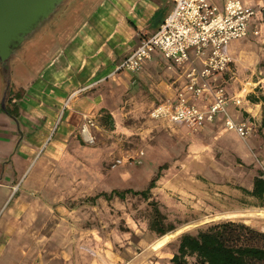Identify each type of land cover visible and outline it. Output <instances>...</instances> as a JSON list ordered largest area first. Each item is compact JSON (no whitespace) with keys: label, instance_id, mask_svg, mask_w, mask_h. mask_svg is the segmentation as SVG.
<instances>
[{"label":"rangeland","instance_id":"rangeland-1","mask_svg":"<svg viewBox=\"0 0 264 264\" xmlns=\"http://www.w3.org/2000/svg\"><path fill=\"white\" fill-rule=\"evenodd\" d=\"M132 4L133 0H73L70 3L67 19L72 15L82 16L84 24L73 37L78 39L74 48L77 56L62 57L61 54L59 62L66 68L71 64L75 75L78 68L85 64H90L93 70L87 78L83 75L77 79L66 78L63 71L64 81L59 80L51 86L56 90L63 87L65 94L59 91L54 95L49 93V98L59 94L65 97L81 88L74 96H80L79 100L71 102L70 107L74 112L80 110V114L93 117L95 126L91 127V132L94 142L89 144L79 135L83 122V115H80L78 136L82 144L93 149H82L80 155H75L78 159L88 157L98 162V167L82 166L78 170L81 169L83 176L84 172L91 171L96 176L99 189L118 187L141 190L146 188L150 179L158 176L148 201L140 196L127 195L123 204L117 207L100 208L102 213L92 220L96 225L93 231L107 244L102 245L98 241L92 248L81 247V251L94 264H105V260H111L113 255L121 256L130 264H170L169 259L183 233L195 235L210 224L226 220L241 222L264 232V205L259 206L258 201L237 188H250L258 172L264 177V107L256 108L251 104L264 100V32L259 29L257 35L249 33L228 44L235 71L234 78L227 82L229 93H238L242 100L247 92H253L249 94L258 97V103L252 99H249V104L242 102L241 109H232L231 115L235 119L241 115L250 116L255 126L254 132L242 139L234 132H221L220 128L215 127L216 133L208 139L202 136V128L188 129L184 125L149 117L152 106L166 97H163L166 85L178 78L175 70L168 69L166 62L160 58L147 62L150 65L145 70V79L138 75L146 63L136 73L115 71L120 77L109 76L84 88L85 84L95 82L105 74V70H99V67L107 64L104 62L113 64L114 61L118 66L125 57L123 50L127 49V45L118 47L124 39L121 33L125 32L119 21L124 13L129 14ZM63 9L44 26L42 32H35L34 37L26 41L23 48L10 59V83L14 78L25 79V70L32 68L27 62L35 59L32 64L36 67L41 65L40 56L44 47L54 45V50L49 54L51 59L59 54L58 31H65L71 23L70 20L67 25L65 17L60 19ZM262 20L264 22V14ZM102 41H105L108 50L105 52L101 49L99 54H95ZM40 72L38 70L32 78L35 79ZM32 78L28 82H32ZM18 92L12 86L9 96L13 98ZM94 95L97 97L92 98ZM80 100L92 102L95 108L89 113L82 111L84 105L77 104ZM69 153L71 156H67L72 162L74 153ZM73 165H67V169L73 171ZM70 180L72 183L67 188L64 186L66 190L75 184L76 177L71 175ZM151 200L166 216L165 222L173 224L174 231L180 230L178 235L161 246H156L159 237L148 227L152 217L148 203ZM136 256L138 260L134 259Z\"/></svg>","mask_w":264,"mask_h":264},{"label":"crops","instance_id":"crops-1","mask_svg":"<svg viewBox=\"0 0 264 264\" xmlns=\"http://www.w3.org/2000/svg\"><path fill=\"white\" fill-rule=\"evenodd\" d=\"M72 1L64 7L60 19H67ZM212 1L222 7L225 0ZM240 1L253 10L254 18L249 23L250 35L254 29L264 32V0ZM172 6V0H133L129 14L124 13L119 21L125 32L121 33L124 39L118 47L127 45V49L123 50L126 53L124 56L137 46L143 34H150L158 28ZM70 20L71 23L65 31H58L59 54L51 59L49 54L54 50V45L44 47L40 56L41 65L36 67L32 64L35 59L27 62L32 68L25 70V79L12 80L11 87L21 93L20 98L11 99V103L18 108L16 117L13 119L0 110V264H94L92 259L81 251V247L92 248L98 241H101L102 245L107 244V241L93 231L96 225L92 220L102 213L100 208L123 204V201L117 198L110 201L103 197L95 198L99 192L123 188L99 189L96 176H93L91 171L84 172L83 176L81 169L78 170L82 166H99L97 161L93 162L88 157L84 160L78 159L75 155H80L82 149H93L82 144L78 136L79 116L85 114H80V110L74 112L70 107L71 102L79 100L80 96H74L81 88L64 95L65 97L59 94L49 98V93L54 95L56 91L65 94L63 87L56 90L51 86L59 80L64 81L63 71L66 78L77 79L83 75L87 78L88 73L93 70L90 64H85L78 68L75 75L71 64L66 68L59 62L61 54L62 57L77 56L74 48L78 39L73 37L84 21L82 16L72 15L67 19V25ZM104 43L105 41H102L99 44L95 54H99L101 49L105 52L108 50ZM109 55L111 56V53ZM156 58L165 62L159 54H154L148 61ZM148 61L144 63L147 66L140 71L142 73L138 75L139 78H146L145 70L150 65L147 64ZM104 63L107 64L99 67V70H105V74L95 82L85 84L84 88L106 80L109 76L120 77L114 73L117 67L114 61L113 64ZM96 69L98 70V66ZM38 70L41 71L39 77L32 78ZM175 72L178 78L166 85L163 97L173 94L181 83L179 73L176 70ZM31 78L34 80L28 82ZM2 91L3 79L0 76V104ZM46 94L51 100L46 98ZM94 97L97 96L92 98ZM56 103L61 105L57 106ZM253 103L252 106L256 108L264 107L262 101ZM77 104L84 105L82 111L86 113L95 108L92 102L86 100H80ZM232 109L234 106L230 104V113ZM216 126L206 125L202 132L200 131L202 136L210 139L216 133ZM71 151L74 153L72 162L69 159ZM67 165H73L74 170L69 171ZM71 175L76 177V181L71 185V189L66 190L65 187L72 183ZM111 258L105 260V264H130V261L119 255H113ZM134 259L138 260L139 257Z\"/></svg>","mask_w":264,"mask_h":264},{"label":"built area","instance_id":"built-area-1","mask_svg":"<svg viewBox=\"0 0 264 264\" xmlns=\"http://www.w3.org/2000/svg\"><path fill=\"white\" fill-rule=\"evenodd\" d=\"M172 2L158 28L143 34L115 71L136 73L159 54L168 69L179 73L181 83L173 94L152 106L149 117L193 130L217 124L221 132L247 138L255 130L253 119L233 118L229 105L240 110L242 102L250 103L246 96L253 92H247L243 100L238 93H229L227 82L235 71L228 44L249 34L253 10L240 0H225L222 7L212 0ZM252 33L259 34V29ZM94 126L93 117L83 115L79 133L89 144L94 142Z\"/></svg>","mask_w":264,"mask_h":264},{"label":"trees","instance_id":"trees-1","mask_svg":"<svg viewBox=\"0 0 264 264\" xmlns=\"http://www.w3.org/2000/svg\"><path fill=\"white\" fill-rule=\"evenodd\" d=\"M4 85L6 86V84ZM10 93L11 83L3 90L0 110L14 119L18 108L14 103H11ZM14 96L20 98L21 93H15ZM247 98L258 102L256 101L258 97L251 96V94ZM157 178L156 175L150 179L146 188L141 190L114 188L109 192H99L95 198L103 197L107 201L117 198L124 201L127 195H132L140 196L148 201ZM237 188L258 201L259 206L264 205V177L261 172L253 177L250 188L241 186ZM148 203L152 213L148 223L149 229L158 237L174 231L175 226L165 222L166 216L159 209L157 203L154 200ZM169 262L170 264H264V232L232 220L213 223L200 229L195 235L181 234Z\"/></svg>","mask_w":264,"mask_h":264},{"label":"water","instance_id":"water-1","mask_svg":"<svg viewBox=\"0 0 264 264\" xmlns=\"http://www.w3.org/2000/svg\"><path fill=\"white\" fill-rule=\"evenodd\" d=\"M70 0H0V71L3 90L10 84V59L31 40L35 32L63 9ZM3 97V91L1 101Z\"/></svg>","mask_w":264,"mask_h":264},{"label":"bare ground","instance_id":"bare-ground-1","mask_svg":"<svg viewBox=\"0 0 264 264\" xmlns=\"http://www.w3.org/2000/svg\"><path fill=\"white\" fill-rule=\"evenodd\" d=\"M228 216V215H227ZM233 216V215H232ZM264 228V227H263ZM180 232V230H175V231H172V232H169L161 237H159L158 241L156 242V246H161L163 245L169 238H172L176 235H178V233Z\"/></svg>","mask_w":264,"mask_h":264},{"label":"flooded vegetation","instance_id":"flooded-vegetation-1","mask_svg":"<svg viewBox=\"0 0 264 264\" xmlns=\"http://www.w3.org/2000/svg\"><path fill=\"white\" fill-rule=\"evenodd\" d=\"M59 19V18H58ZM47 31V30H46Z\"/></svg>","mask_w":264,"mask_h":264}]
</instances>
